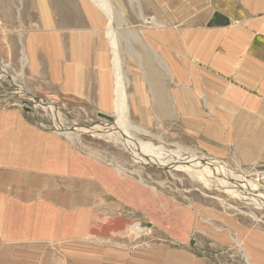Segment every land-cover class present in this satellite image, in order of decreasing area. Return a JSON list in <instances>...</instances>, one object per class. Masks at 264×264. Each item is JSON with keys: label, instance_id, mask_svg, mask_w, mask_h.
Segmentation results:
<instances>
[{"label": "rangeland", "instance_id": "obj_1", "mask_svg": "<svg viewBox=\"0 0 264 264\" xmlns=\"http://www.w3.org/2000/svg\"><path fill=\"white\" fill-rule=\"evenodd\" d=\"M40 2L0 0V134L10 153L17 146L20 156L27 157L25 166L18 167L23 168L18 176H25L27 185H20L27 192H20L21 199L1 192L0 203L14 204V213H19L40 202L27 201L30 196L42 194V204L51 207L33 208V233L42 235L35 231L38 210L50 214L59 206L64 226L72 221L64 214H73L70 225L77 231L62 243L47 241L51 232L44 230L47 238L16 244L6 242L2 232L0 264H142L133 259L153 254L160 256L161 264H264L263 206L256 207L224 186L203 185L178 167L140 164L118 142L117 84L111 67L100 65L102 59L110 63L113 54L111 48L95 53L94 30L101 25L95 6L79 0L97 23L72 36L65 30L86 24L84 10L64 9L63 19L71 14L78 25L61 26L55 17L57 8L48 3V24L39 17L44 13ZM110 2L123 21L112 28L119 34L128 83L129 134L161 148L189 149L201 160H216L226 174L244 175L264 186V164L243 160L230 150L232 145L220 147L226 150L220 152L216 144L206 147L179 119L169 118L163 95L167 77L155 61L162 57V46L153 39L154 30L160 31L157 10L143 0ZM104 51L109 55L101 54ZM134 57L139 60V73L152 81L144 79L142 96H134ZM164 67L165 72L166 62ZM108 84L109 99H103L99 92ZM151 84L158 88L153 91L147 86ZM153 92L159 96L154 98ZM140 106L146 107L143 120H139ZM206 165L211 176L218 174ZM8 197L10 202L4 199ZM53 198L59 204L52 203Z\"/></svg>", "mask_w": 264, "mask_h": 264}, {"label": "crops", "instance_id": "obj_2", "mask_svg": "<svg viewBox=\"0 0 264 264\" xmlns=\"http://www.w3.org/2000/svg\"><path fill=\"white\" fill-rule=\"evenodd\" d=\"M144 1L157 10L159 18L160 31L154 30L153 39L159 40L162 53L158 52L168 67L162 73L167 77L163 84L167 93L163 95L169 106V118L179 119L183 128L197 135L206 147L216 144L220 152L226 151L222 146L232 145L230 150L240 153L243 160L263 165L264 0ZM2 142L0 134V194L5 192L21 199L20 192L24 189L27 192V188L20 185L25 176H18V169H23L18 167L25 166L27 157L20 156L22 150L17 146L14 154L10 153L6 142ZM41 197L42 194H37L25 200H39L33 205L40 208L51 207L42 204ZM4 199L11 201L10 197ZM51 202L59 204L55 198ZM6 206L8 211L4 214ZM35 206L14 213V204L0 203V235L4 232L6 242L40 241L47 238L44 230L51 232L46 239L49 242L62 243L75 237L76 226L70 225L73 214H64L72 220L64 226L59 205L50 214L38 210L35 231H42V235L33 233ZM133 260L161 264L157 254Z\"/></svg>", "mask_w": 264, "mask_h": 264}, {"label": "bare ground", "instance_id": "obj_3", "mask_svg": "<svg viewBox=\"0 0 264 264\" xmlns=\"http://www.w3.org/2000/svg\"><path fill=\"white\" fill-rule=\"evenodd\" d=\"M12 1L14 2L15 0H12ZM83 1L90 4L91 6H95L96 14L99 15V19L101 21L100 28H98L97 30L96 29L94 30L95 31L94 33L97 32V34L100 36L98 41L93 39L94 49L102 50V49L111 48V51L113 54V57H111L110 63L108 60L102 59L100 61V65H101V68H107V66L109 65L111 67V72L116 80L117 87H115V89L119 93V100H118V96L116 99H114V96L112 95V98L114 99L115 102L118 103L117 106L115 107V111L117 112V118H119L118 126L119 128H121V134H119L118 142L121 143L123 148L129 151L132 154L133 158L140 164H145V165L152 164L160 168H167V169H171L172 167H178L179 169H182L183 171L187 172L193 180L203 185H206L208 187H213V188L217 187V189L220 188V186L221 187L224 186L226 189H229L230 192H233L235 196L237 195L241 198H244L245 201L248 200L251 204L253 203L256 207H261V206L264 207V186L262 184L255 183L251 180H248L244 177V175H239L238 177L237 175H234V174H230V173L226 174L224 173V169L223 171H220V169L223 166L217 163L216 160H210V159L207 161L206 159L201 160L200 158L194 156V154L190 152L189 149L182 148V147H177L176 149H168L164 147L161 148L158 145H155L150 141H139L138 139L134 137V135L129 134L128 111L130 109L128 108L129 105H128V99H127L128 98V94H127L128 83H127V79L124 76L126 75L125 65L120 56L121 43H120L119 34L116 31H114L112 28V27H115L116 25H122L123 21L121 17H118V14L115 10V6L112 4V2H110V0H83ZM39 2L40 1L38 0V4ZM48 3L50 4L51 7L57 8L55 17L57 16V18L59 19L58 24H60L61 26L74 25V24L78 25L77 24L78 22L77 21L75 22V17L73 15L71 14L67 15L68 18L65 17L66 19H63V15L61 13L66 8L72 9V10H75V9L79 10L80 8H82L79 3V0H76V1L75 0H50V2H46L43 0L42 2H40L41 4L40 7L43 9L42 11H44V13H41L42 15L40 14L39 17H41V20L43 22L46 21L45 23L50 24L51 20H48L47 18L48 15L45 12L46 10H48ZM85 6L83 4L84 8L82 9L84 10L86 14L85 16H87L86 24L79 26V27H72L71 30L69 28L68 30H65L68 32L72 31L73 32L72 36L73 34H76V33L78 34V32L86 31L85 29L87 27H90L94 23H97L96 22L97 20L90 16L91 14H90L89 7L87 6L88 7L87 8ZM73 28H76V29L73 30ZM37 30H39L40 32L46 31V30H51L54 32L58 31L60 32V34H63V32H65V31H59L58 29L55 30V29L38 28ZM100 53H98V55H100ZM105 53L109 55L108 51H104V53H101V54L104 55ZM134 61L136 63H133V65H135V67L134 66L133 67L134 69L136 68V70L133 73H137V74H133L134 85H135L134 96H142L143 90L145 87L144 79L146 78L148 80L146 81L147 83H150L152 81L149 82L150 78L144 72L143 74L139 73V69L137 65L139 60L134 57ZM155 61L157 65H161L163 69H165L164 64L166 60L164 62V60L161 57L159 60L157 59ZM152 65L151 64L149 65L151 66V69H152ZM129 66H132V65H129ZM147 86L148 88H151L153 89V91H155L154 89L156 86L154 84L153 86L152 84L147 85ZM109 88H110V84L105 85L103 90L99 92L103 99H105L106 97H108L109 99V93H110ZM153 95H154V98L156 96H159L158 94L154 92H153ZM153 103H154V100H153ZM145 108H146L145 106L139 107L138 109L139 120L144 119V111L146 110ZM155 112L162 114L160 111H155ZM207 163L215 167L214 168L215 172L219 170L218 174L215 173V175L211 176L213 172L211 173L210 170H207L208 168H210L209 166L206 165ZM223 173L225 175H222ZM232 178L234 179L233 181L231 180Z\"/></svg>", "mask_w": 264, "mask_h": 264}]
</instances>
